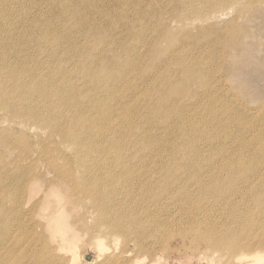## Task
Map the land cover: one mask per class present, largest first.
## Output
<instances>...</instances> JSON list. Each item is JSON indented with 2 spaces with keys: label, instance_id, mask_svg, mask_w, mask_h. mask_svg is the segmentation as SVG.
Returning <instances> with one entry per match:
<instances>
[{
  "label": "bare ground",
  "instance_id": "1",
  "mask_svg": "<svg viewBox=\"0 0 264 264\" xmlns=\"http://www.w3.org/2000/svg\"><path fill=\"white\" fill-rule=\"evenodd\" d=\"M263 2L0 0V124L43 130L51 142L30 170H21L9 195L18 204L46 183L38 200L47 210L40 224L44 233L36 239L28 234L29 221L4 227V235L22 231L15 239L21 247L8 264L76 263L65 258L68 238L62 234L74 226L66 219L72 201L64 186L70 182L80 186L81 195L98 197L95 210L108 230L90 229L92 245L107 250L121 234L122 253L116 258L109 254L104 264H187V259L222 264L217 259L235 251L240 261L264 264V127L258 121H242L243 126L228 121L211 133L204 129L205 119L195 116L191 123L181 110L170 115L168 104L152 110L146 86L162 72L157 62L144 64L140 52L150 45L151 24H160L163 9L174 15L164 19L165 25L187 26L203 22L220 7L242 4L246 10ZM181 10L189 14L179 18ZM169 64L161 60L160 68ZM107 193L121 201L140 193L141 199L129 213L127 205L107 204ZM156 214L151 239L162 240L161 246L139 233L147 228L145 219L153 222ZM203 214L201 233L178 232L174 240L182 243L172 251V233L165 229L185 226L183 217ZM243 225L246 237H233ZM70 238L79 240V235ZM180 251L189 252L183 260Z\"/></svg>",
  "mask_w": 264,
  "mask_h": 264
},
{
  "label": "rangeland",
  "instance_id": "2",
  "mask_svg": "<svg viewBox=\"0 0 264 264\" xmlns=\"http://www.w3.org/2000/svg\"><path fill=\"white\" fill-rule=\"evenodd\" d=\"M241 6L242 4H233L220 7L216 9L220 12L211 15L213 17L207 15L203 22L187 26L172 22L168 25L163 23L165 18L174 16L170 8L159 13L160 24L155 22L151 24L155 29L148 35L150 45L140 49L141 54L145 55L144 64L157 62L158 71L162 72L152 78L146 86L145 92H150V97L154 100L152 110L160 108L162 104H168L170 109L167 112L170 115L181 110L188 114L187 119L191 123L196 121V118L205 119L204 129L211 133L216 127L217 131L224 128L228 121L240 126H243L242 121L249 123L258 121L257 123L264 127V110H261L264 106V2L249 5L246 10ZM44 7L45 10L48 9L46 5ZM187 14L188 11L181 10L177 16L181 18ZM164 59L170 64L167 68H160L161 60ZM179 61L183 63L177 66ZM148 124L150 123L146 126ZM233 130L239 129L234 127ZM159 131L161 133L162 129ZM257 136L262 137V133L258 131ZM261 139L264 142V137ZM50 144V139L43 130L23 131L18 122L12 125L0 124V223L4 224L3 227L0 226V262L6 259L8 264L21 247L15 240L20 228L14 233L8 231L7 235L2 234V229L9 228V223L29 221L32 226L25 225L26 231L35 239L44 233L40 224L47 220V210L42 209V203H38V200L46 183L42 182L37 187L39 190L26 194L18 204H14L9 195L17 184L21 170H30L29 167L33 166L38 152L48 148ZM92 184L91 181L85 183L89 187ZM64 188L68 199L72 201L66 219H71L69 222L74 224L68 225L65 227L68 230L63 228L62 231L68 238L63 244L67 251L65 258L74 260L75 264H104L109 254H114L115 258L119 256L123 250L120 233L116 241L107 245V250H100L90 241L88 234L90 229L95 230L94 232L108 230L103 221L98 219L95 210L98 197L81 195L80 186L76 182H70ZM49 199H54L52 194L49 195ZM106 199L107 204L117 207L127 205L131 213L135 200H140L141 196L140 193H134L133 198L121 201L120 198L117 199L111 193H107ZM157 216L156 214L155 220L150 223L149 219H145L147 228L139 232L150 243H154L151 237L155 233L152 232L156 228ZM205 216L203 214L183 217L185 226L166 228L165 233L171 231L173 237L168 242L169 248L174 250L180 247L182 242L179 239L174 240L178 232L201 233L205 224L202 219ZM195 218L201 221L194 223ZM247 219L248 217H242V220ZM142 223L143 219L138 225L141 229ZM245 227L244 225L243 229L238 227L232 234L233 237L240 235L246 237L247 234L243 232ZM76 234L79 235V240L70 241V237ZM158 235L163 238V233ZM11 239L15 242L13 243ZM161 243L162 240L154 245L161 246ZM40 244L41 242L38 243ZM186 253L189 252H178L179 260L185 259ZM235 253L236 251L227 253V257L222 256L217 261L222 264L226 261H233V264L242 262L252 264V260L240 261V253L234 255ZM28 261L32 263L29 258ZM186 263L195 264L189 259Z\"/></svg>",
  "mask_w": 264,
  "mask_h": 264
}]
</instances>
